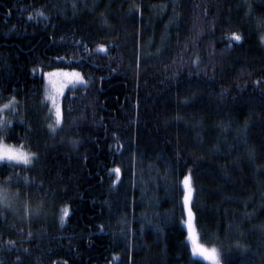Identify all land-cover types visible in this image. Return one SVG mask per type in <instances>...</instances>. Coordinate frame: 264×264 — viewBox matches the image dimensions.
Returning <instances> with one entry per match:
<instances>
[{"label":"trees","instance_id":"obj_1","mask_svg":"<svg viewBox=\"0 0 264 264\" xmlns=\"http://www.w3.org/2000/svg\"><path fill=\"white\" fill-rule=\"evenodd\" d=\"M53 69L82 76L58 126ZM12 97L0 143L39 159L0 162L25 202L0 205V264H264V0H0Z\"/></svg>","mask_w":264,"mask_h":264},{"label":"rangeland","instance_id":"obj_2","mask_svg":"<svg viewBox=\"0 0 264 264\" xmlns=\"http://www.w3.org/2000/svg\"><path fill=\"white\" fill-rule=\"evenodd\" d=\"M79 74L78 76L76 74ZM81 73L78 70L75 69H53V70H49V71H45L44 72V79L47 85V89H48V95H49V101H50V106H51V110L52 113L54 115V119L57 121V109H60V97L62 95V93L66 90V88L72 84L81 82ZM4 106L0 108V114L3 113ZM6 149H11L13 151L16 152H22V153H33L29 150L24 149L21 146H17V145H12V144H7L4 142L0 143V154H3V152ZM34 158V157H33ZM32 158V160H33ZM3 161H8V162H12V163H16V164H23V165H29V164H24L23 162H17V161H9L6 158L4 160H0V162ZM5 194L8 197L9 200V205L15 206L17 207L19 202H22L23 204H25L24 200H22L21 198H19V196L17 194H13L10 191L6 192L4 188L0 187V205H2V207H5L4 204V197ZM40 207V204L37 203L36 207ZM21 207V206H19ZM34 211V210H33ZM16 212V211H15ZM37 212H33V216H37L36 214ZM185 217L183 219V224L185 225L187 232H188V239L189 236L191 235L188 225L186 223L188 216H187V209L185 210ZM192 231L196 233V237H197V243H199L203 248H205L207 251L211 252L213 249H215V260H209L208 261H217L218 260V250L215 247L212 246H208L205 243L202 242V240L200 239L199 233L194 225L193 219H192ZM189 244L191 245V251L192 254L194 256H201L199 253H194L193 252V246H192V241L189 239ZM204 258V257H203Z\"/></svg>","mask_w":264,"mask_h":264},{"label":"snow or ice","instance_id":"obj_3","mask_svg":"<svg viewBox=\"0 0 264 264\" xmlns=\"http://www.w3.org/2000/svg\"><path fill=\"white\" fill-rule=\"evenodd\" d=\"M247 7L249 10L252 9V5L248 4ZM43 15V13H41ZM233 39L235 41H240L242 39L241 35H237L233 33ZM101 50H103V46H101ZM77 76L79 75L78 73L76 74ZM82 79V77H81ZM257 83H260V81H257ZM15 103V97H12V100L10 101L9 104H5L4 108H8L10 105ZM57 121H56V126L60 124V119H61V112L60 109H57ZM11 121L7 120L6 118H0V132H6L8 130V127L10 125ZM56 126L53 124H49L48 128L51 130L52 133L56 132ZM72 143L75 145L77 141H72ZM36 157V159H39V157L36 155V153H22V152H16L11 149H6L3 154H0V160H4L5 158L9 161H17V162H23L24 164H31L32 163V158ZM119 172V169L116 170ZM185 185V195H184V205L185 208L187 209V216L188 219L186 221L189 231L191 235L189 236V239L192 241V246H193V252L194 253H199L202 255L205 259L209 260H215V249H213L211 252L207 251L205 248H203L199 243H197V237L196 233L192 231V218H193V211L192 207L190 206V202L192 199V184H191V177L190 176H185L184 181ZM6 191V190H5ZM4 204L5 206H9V200L7 195L5 194L4 197ZM67 215V212L65 211L64 216ZM61 224H63V216L61 218ZM31 235V233H29ZM13 242L9 241L8 244L11 245ZM27 251V250H25ZM17 264H19V257H17Z\"/></svg>","mask_w":264,"mask_h":264}]
</instances>
